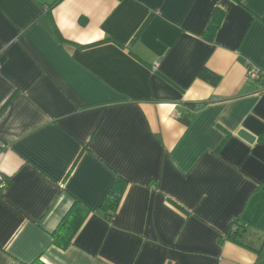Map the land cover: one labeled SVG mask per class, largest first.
I'll use <instances>...</instances> for the list:
<instances>
[{
  "label": "crops",
  "instance_id": "1",
  "mask_svg": "<svg viewBox=\"0 0 264 264\" xmlns=\"http://www.w3.org/2000/svg\"><path fill=\"white\" fill-rule=\"evenodd\" d=\"M52 1L0 0V264H264V0Z\"/></svg>",
  "mask_w": 264,
  "mask_h": 264
},
{
  "label": "trees",
  "instance_id": "2",
  "mask_svg": "<svg viewBox=\"0 0 264 264\" xmlns=\"http://www.w3.org/2000/svg\"><path fill=\"white\" fill-rule=\"evenodd\" d=\"M61 0H53L51 3L48 4V9L52 8L56 4H58ZM217 24L210 23L205 31V36L208 39L211 38L213 31L216 29ZM54 32L57 34V30L54 29ZM199 76H201L204 80L209 83H215L218 81V76L207 69H201L199 72ZM206 102L201 103H194L189 102L188 104L193 109H198ZM183 123L188 124L189 119L187 117H180L179 118ZM264 138V135L261 136ZM127 185V181L121 177L117 176L113 181L111 187L107 191L106 195L104 196L103 200L99 205V212L102 216L110 220L114 211L117 209L125 187ZM85 218V212L81 205L74 201L71 205L70 209L68 210L67 214L64 218L59 222L58 229L52 232V242L61 248H66L70 243L73 237L75 236L76 232L78 231L79 227L81 226L83 219ZM231 224H235V228L232 229L231 226L229 228V238L235 242H241L240 238L245 230V226L247 224L238 220V218H234ZM43 264V263H38Z\"/></svg>",
  "mask_w": 264,
  "mask_h": 264
},
{
  "label": "built area",
  "instance_id": "3",
  "mask_svg": "<svg viewBox=\"0 0 264 264\" xmlns=\"http://www.w3.org/2000/svg\"><path fill=\"white\" fill-rule=\"evenodd\" d=\"M247 75L252 79H257L259 77V72L255 68L249 67L247 69ZM6 184H7L6 177L0 174V189L4 188ZM230 226L232 229H234L236 225L231 224Z\"/></svg>",
  "mask_w": 264,
  "mask_h": 264
},
{
  "label": "water",
  "instance_id": "4",
  "mask_svg": "<svg viewBox=\"0 0 264 264\" xmlns=\"http://www.w3.org/2000/svg\"><path fill=\"white\" fill-rule=\"evenodd\" d=\"M237 134L248 142H252L255 138L253 134L243 128L239 129Z\"/></svg>",
  "mask_w": 264,
  "mask_h": 264
}]
</instances>
